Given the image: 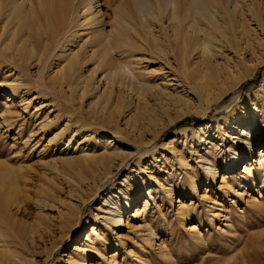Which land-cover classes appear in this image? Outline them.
Wrapping results in <instances>:
<instances>
[{"label":"rangeland","instance_id":"374dc122","mask_svg":"<svg viewBox=\"0 0 264 264\" xmlns=\"http://www.w3.org/2000/svg\"><path fill=\"white\" fill-rule=\"evenodd\" d=\"M133 1L100 0L103 14L100 26L105 35L117 28L115 6H129ZM147 1L154 4L155 0ZM60 2L69 4V0ZM258 4L264 6V0H254L253 7ZM249 5L251 2L242 0L240 8L246 10ZM84 6L75 8L76 14L80 15L78 24L88 18ZM75 15L70 20L73 23L67 22V26L58 31L48 55L40 64L41 57L34 59L32 64H22L0 51V163L4 162L12 169L9 168L23 191V204L20 209H12L11 215L19 224L31 225L35 220L42 223L33 242L26 240L25 246L18 247L24 264H70L73 257L84 258L87 264H264V177L258 170L259 158L264 154V131L257 126L263 119L257 110L252 113L253 121H257V131L250 156L248 147L239 151L232 139L240 131L224 124V118L232 108L249 111L247 97L254 104L255 91L264 85V67L258 68L251 78L208 112H191L171 124L169 121L176 113L173 108L146 132H132L126 124L132 109L129 103L124 106L117 123L120 131L114 130L103 120L90 116L87 110L100 99L101 105H105L107 96L104 93L110 91H113L110 108L113 96L120 91L132 93L135 105L137 96L131 92L134 87L121 84L119 78L112 82L104 67L98 68L100 60L91 55L99 41L100 26L80 28ZM133 18L130 17L132 25L146 38L137 19ZM145 19L149 22V31L160 35V27L146 15ZM162 23L171 32L169 22L162 19ZM245 28L250 40L237 46L231 38L232 45L224 41L217 54L221 64L231 59L232 72L243 64L251 65L264 54V47H261L264 45V7L261 21L247 22ZM160 39L161 44L167 45L162 36ZM175 50L168 59L153 60L151 54L144 51L132 53V56L126 53L121 58L127 61L134 85L147 81L154 89L167 87V95L177 92L190 101V106H203L199 92L182 80L183 71L176 61ZM75 54H80L84 62L81 72L76 78L65 81L63 92L59 87H51L50 79L57 80L55 74L60 69H68L67 58ZM93 74V87L82 100L79 81ZM245 121L248 126L250 120ZM205 124L212 125V134L218 135V129H225L226 136L206 145L202 140L207 139L208 143L214 137L198 131V127ZM239 126L240 129L244 127ZM61 132L63 136L55 139ZM114 139L119 142L108 147ZM70 140L72 150L64 151ZM229 149H237L234 154H238L235 155L238 167L234 176H230L233 172L230 162L224 161L230 155L226 153ZM113 151L118 153L121 162L112 169L114 174L105 186L106 191L101 190L94 200L80 199L82 194L74 195L72 191L77 188L69 178L78 180L79 177L64 160L74 154L98 156ZM209 152L212 167L218 168V179L214 185L205 188L198 183L207 176L208 163L205 159L202 162V156L206 158ZM236 160L231 159L232 165ZM121 164L123 166L118 169ZM127 176L131 178L130 184L138 185L140 196L129 210H124L122 204L116 206L119 210L113 208L117 214L123 211L122 225L120 228L114 223L109 226L104 223L102 211L106 208L105 200L109 199L110 190L119 193ZM223 176L230 177L223 181ZM191 177L194 181L189 182ZM161 185H166L167 189H192L187 190L188 196H175L170 202ZM150 191L152 198L147 199ZM75 205L82 206L79 223L61 238V214ZM37 207L42 211L38 212ZM93 229L100 236L95 238V244L86 252L77 250L86 244Z\"/></svg>","mask_w":264,"mask_h":264},{"label":"bare ground","instance_id":"6f19581e","mask_svg":"<svg viewBox=\"0 0 264 264\" xmlns=\"http://www.w3.org/2000/svg\"><path fill=\"white\" fill-rule=\"evenodd\" d=\"M241 1L155 0L154 4H151L147 0H134L129 6L125 4L115 6V23L117 24V28L110 34L105 35L100 26L102 24L100 19L103 17L99 6L100 0H69V4L65 5L60 0H0V24H3V26L0 25V51L6 54L7 57L15 59L22 64L31 63L34 59L41 57L40 64L48 55L58 35V31L60 29L63 30L62 27L67 26V22L78 12L75 11V8L85 5L84 7L87 9L84 11L88 14V18L78 24L77 21L80 15L76 14L74 19L78 27H87L94 24L100 26L98 27L99 41L91 58H98L100 60L98 68L104 67L112 82L118 81L117 78H119L121 84L125 83L128 86L132 84L134 88L131 89V92L135 93V96H137L136 101H138L134 105L132 93L125 94L120 91L115 97L113 96L110 108V100L113 95V91H110L109 93H104L107 96L104 102L105 105H101V99L97 100L90 104L87 113L97 120H103L107 126H113L114 130L120 131L117 125L118 120L123 115L124 106L130 103L132 109L129 111L130 119L126 124H129L132 132H146L150 126L162 120V116L167 115V112L173 108L176 113L174 118L169 121L171 124L191 112L201 114L210 111L213 106L224 101L229 94L251 78L258 68L264 67V54L253 61L251 65L246 66L243 64L237 67V70L234 72L231 71V59H227V62L224 64H221L217 60V54L221 52L220 47L224 46L222 45L224 41L232 45L230 42L232 38V40L234 39L237 42V46L241 45L245 40H250L245 24L254 20L261 21V12L264 6L258 4L254 8V0H248L251 2V5L246 10H242L240 8ZM145 15L160 27V35L149 31V22L145 19ZM130 17L137 19L140 24L138 25L143 29L146 38H143L132 25ZM162 19H166L169 22V28L172 33L168 31V27L165 28L163 26ZM161 36L167 45L161 44ZM43 38L45 41H43ZM40 41L42 45H40ZM261 47H264V45H261ZM175 48L174 55L176 61L183 71L181 78L199 92V98L203 102V106H194V104L190 106V101L181 97L177 92V94L172 93L170 96L167 95V87L161 86L158 89H154L147 81L134 85V79L130 73L131 71L128 69L127 61L121 58L126 53L132 56V53L144 51L150 53L153 60L168 59V57L172 56ZM191 58L194 60H192L193 62H189ZM67 59L68 64L66 68L68 69H60L55 74V79L57 78V80L52 78L49 81L51 87H59L61 92H63L62 87L65 81L69 80V78H76L84 64L80 54H75L72 58L68 57ZM93 77L94 74L84 79L82 77V80L79 81L82 100L88 95L90 88L93 87ZM253 96L255 97L254 104L250 100V97H247L248 112L235 107L224 118V124L227 127H233L237 132L240 131L237 137L233 135L232 139L236 141L235 144L239 151H243L245 146L248 147L247 154L249 156L251 155L253 136L257 131V121H253L254 118L252 117V113L256 110L261 114V118L263 119V122L257 126H259V130L264 131V85L255 91ZM152 102L155 104L151 105ZM166 103L168 105L165 106ZM245 120H250L248 126V122ZM238 125H244V127L240 129L241 126L237 127ZM249 126L251 127L250 130L244 131ZM211 129L212 125L210 124L198 127V131L207 136L212 134L210 133ZM128 134L124 133L126 136H129ZM195 135H197V132ZM62 136L63 132L57 134L55 139ZM224 136H226V131L220 128L218 129V135L212 134V137H214L213 141L208 143L206 142L207 139H203L202 141L207 145ZM118 142L114 139L109 142L108 147H114ZM69 149H71V140L66 145L64 151H68ZM237 149H229L226 153L230 155L226 157V160L224 159L226 163L230 162V170L233 171L230 176L237 174L238 160H236L237 156L235 157V155L238 154H234ZM211 155L209 152L206 158L202 156V162L205 159L208 163V167L205 168V175L207 176L201 183H198V186L202 184L205 188L211 187L218 179V168L212 167V163L208 159ZM229 158L236 160L234 165H232L231 159L229 161ZM259 159L258 170L259 173L263 172L264 177L263 153ZM119 161L120 156L116 151L98 156L95 154L84 156L74 154L72 157L66 158L64 163L71 170L75 171L79 177L78 180L69 178L71 183L77 188L71 191L74 195L82 194L80 199L86 197V200H90L91 198L94 200L101 190L103 192L106 191L105 186L114 174L112 169ZM122 166V164L119 165L118 169ZM9 168L4 162L0 163V264H24L22 255H20L21 250L18 247L25 246L26 240H34L33 236L38 232V228H42V223L35 220L31 225L19 224L12 217V209H20L23 204V191L20 189L17 178L11 171L12 169L10 168V170ZM246 170L250 174L252 173L251 169L247 168ZM223 177V181L229 178L227 176ZM130 179L127 176L126 180L121 184L118 194L110 190V197L105 200L104 204L106 208L102 210L105 213V224L110 226L111 223H114L117 225V228H120L123 211L117 214L118 211L117 213L113 212V208L115 209L118 204H122L125 208L124 210H129L140 196L138 185L135 184L133 186L130 184ZM188 179L189 182L194 181L193 177ZM161 187L168 194L170 202L176 198L175 196L190 194L187 190L192 189L191 187L167 189L166 185H161ZM146 196L147 199H151L152 192L150 191ZM147 203L143 212H145ZM82 206L75 205L61 214V238H65L79 223V209L81 210ZM116 209L119 210V207H116ZM37 211L41 212L42 209L37 207ZM98 237H100L98 231L93 229L92 235L86 239V244L81 247L79 246L77 250L80 249L81 252L88 251L95 244V238ZM86 262L84 258L80 260L73 257L69 263L87 264Z\"/></svg>","mask_w":264,"mask_h":264}]
</instances>
